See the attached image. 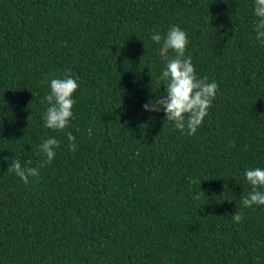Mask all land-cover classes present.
<instances>
[{
	"label": "trees",
	"instance_id": "1",
	"mask_svg": "<svg viewBox=\"0 0 264 264\" xmlns=\"http://www.w3.org/2000/svg\"><path fill=\"white\" fill-rule=\"evenodd\" d=\"M253 7L0 0V264H264V206L241 203L251 191L245 170L264 168V45ZM173 25L187 33L197 77L219 85L192 136L143 108L165 95L151 35ZM66 70L79 78L65 130L75 151L42 120L50 80ZM50 137L60 146L38 178L25 184L7 171L16 159L40 165Z\"/></svg>",
	"mask_w": 264,
	"mask_h": 264
},
{
	"label": "clouds",
	"instance_id": "2",
	"mask_svg": "<svg viewBox=\"0 0 264 264\" xmlns=\"http://www.w3.org/2000/svg\"><path fill=\"white\" fill-rule=\"evenodd\" d=\"M253 15L257 18L254 25L256 39L264 45V0H253ZM151 39L160 44L159 55L164 62V68L158 80L164 81L165 95L157 97L154 101L150 99L143 105L147 111H160L165 113L166 121L174 123V127L182 135L192 136L197 132L208 115L213 101L219 90L216 81L209 82L208 77L198 78L196 69L190 56H185L189 43L187 33L178 25L170 26L165 35H161L153 30ZM174 56H170L169 52ZM50 92L42 98L41 103H47L46 110L42 114L44 127L55 131H65L68 129L73 118V107L76 100L74 93L79 88V78L73 77L70 70H66L63 78H54L49 83ZM34 95V94H33ZM91 135V129H88ZM70 151H75L77 145L76 137L71 131H65ZM60 141L55 137L44 139L39 145L40 153L46 159L41 161L37 167L30 166L31 159L24 161L22 166L19 159L12 160L7 171L14 173L25 184L29 183V178L39 177V167L50 164ZM244 176L251 186V191L241 198L244 208H251L253 205L264 206V168L255 167L246 169ZM199 194L195 199H199ZM235 223L243 220L242 212H235L232 216Z\"/></svg>",
	"mask_w": 264,
	"mask_h": 264
}]
</instances>
